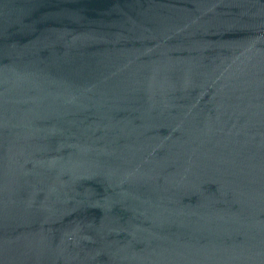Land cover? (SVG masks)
<instances>
[{
    "label": "water",
    "instance_id": "water-1",
    "mask_svg": "<svg viewBox=\"0 0 264 264\" xmlns=\"http://www.w3.org/2000/svg\"><path fill=\"white\" fill-rule=\"evenodd\" d=\"M0 264H264V0H0Z\"/></svg>",
    "mask_w": 264,
    "mask_h": 264
}]
</instances>
